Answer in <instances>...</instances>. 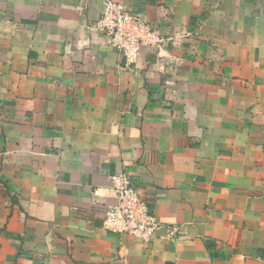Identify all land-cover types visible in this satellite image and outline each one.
<instances>
[{
    "label": "crops",
    "instance_id": "crops-1",
    "mask_svg": "<svg viewBox=\"0 0 264 264\" xmlns=\"http://www.w3.org/2000/svg\"><path fill=\"white\" fill-rule=\"evenodd\" d=\"M106 1L0 0V264H264V0H113L166 40L129 68Z\"/></svg>",
    "mask_w": 264,
    "mask_h": 264
},
{
    "label": "built area",
    "instance_id": "built-area-1",
    "mask_svg": "<svg viewBox=\"0 0 264 264\" xmlns=\"http://www.w3.org/2000/svg\"><path fill=\"white\" fill-rule=\"evenodd\" d=\"M95 28L104 34L127 68L136 64L143 47H159L166 41L143 18L128 12L123 4L113 0L104 3ZM110 181L116 202L105 210L101 228L115 234L130 235L143 242L150 241L161 226L140 197L139 190L125 172L114 174Z\"/></svg>",
    "mask_w": 264,
    "mask_h": 264
}]
</instances>
